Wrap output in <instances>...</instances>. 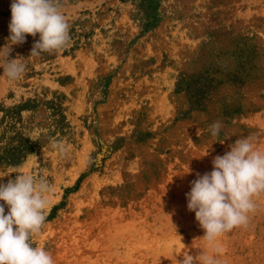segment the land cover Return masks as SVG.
<instances>
[{
  "label": "rangeland",
  "instance_id": "374dc122",
  "mask_svg": "<svg viewBox=\"0 0 264 264\" xmlns=\"http://www.w3.org/2000/svg\"><path fill=\"white\" fill-rule=\"evenodd\" d=\"M11 3L0 0L5 50ZM60 3L66 48L31 56L39 34L26 35L10 46L26 65L14 82L0 51V183L30 173L52 187L34 246L55 264H179L201 253L264 264V193L218 252L186 198L236 139L264 151V0Z\"/></svg>",
  "mask_w": 264,
  "mask_h": 264
},
{
  "label": "clouds",
  "instance_id": "9594fccd",
  "mask_svg": "<svg viewBox=\"0 0 264 264\" xmlns=\"http://www.w3.org/2000/svg\"><path fill=\"white\" fill-rule=\"evenodd\" d=\"M10 11L11 44L0 51L7 57L4 74L14 82L24 74L26 65L18 59H9L10 46L22 45L26 35L39 34L31 56L59 52L70 42V26L60 0H12ZM221 127L219 122L210 125L211 135L218 136ZM53 147H58L62 155L66 151L63 146ZM212 165L211 172L196 174L186 198L188 211L195 213L204 230L202 238L218 252L217 239L235 228L247 227L249 214L257 209L254 197L264 193V151L254 147L251 137L238 138L223 156L213 158ZM51 192L46 178L30 173H19L14 180L0 183V201L4 202L0 204V264H55L49 251L33 244V237L45 225ZM179 264H219V261L201 253L199 260L189 254Z\"/></svg>",
  "mask_w": 264,
  "mask_h": 264
}]
</instances>
